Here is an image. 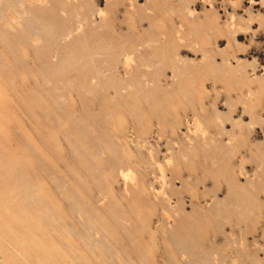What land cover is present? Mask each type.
Instances as JSON below:
<instances>
[{"label": "rangeland", "instance_id": "374dc122", "mask_svg": "<svg viewBox=\"0 0 264 264\" xmlns=\"http://www.w3.org/2000/svg\"><path fill=\"white\" fill-rule=\"evenodd\" d=\"M0 264H264V0H0Z\"/></svg>", "mask_w": 264, "mask_h": 264}]
</instances>
